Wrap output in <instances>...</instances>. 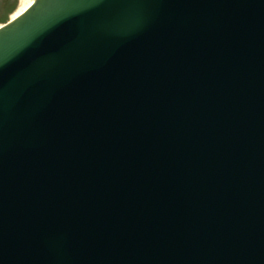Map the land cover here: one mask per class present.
I'll use <instances>...</instances> for the list:
<instances>
[{"label": "water", "instance_id": "water-1", "mask_svg": "<svg viewBox=\"0 0 264 264\" xmlns=\"http://www.w3.org/2000/svg\"><path fill=\"white\" fill-rule=\"evenodd\" d=\"M0 264H264V0L0 27Z\"/></svg>", "mask_w": 264, "mask_h": 264}, {"label": "rangeland", "instance_id": "rangeland-1", "mask_svg": "<svg viewBox=\"0 0 264 264\" xmlns=\"http://www.w3.org/2000/svg\"><path fill=\"white\" fill-rule=\"evenodd\" d=\"M22 0H0V25L11 19V15L19 9Z\"/></svg>", "mask_w": 264, "mask_h": 264}, {"label": "bare ground", "instance_id": "bare-ground-1", "mask_svg": "<svg viewBox=\"0 0 264 264\" xmlns=\"http://www.w3.org/2000/svg\"><path fill=\"white\" fill-rule=\"evenodd\" d=\"M33 2L34 0H22V4L19 9L11 15L10 22L15 21L17 18L22 16L32 6Z\"/></svg>", "mask_w": 264, "mask_h": 264}]
</instances>
